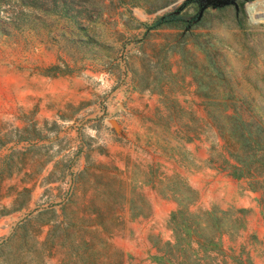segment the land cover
<instances>
[{
    "label": "rangeland",
    "instance_id": "obj_1",
    "mask_svg": "<svg viewBox=\"0 0 264 264\" xmlns=\"http://www.w3.org/2000/svg\"><path fill=\"white\" fill-rule=\"evenodd\" d=\"M88 1L95 7L74 18L43 13L19 31L0 27V76L32 78L34 99L32 125L20 133L1 123L0 145L46 141L28 157L4 158L0 220L27 212L0 223V264H162L183 228L171 219L179 209L214 212L203 220L214 235L230 232L226 264H264V176L257 185L225 171L218 131L223 100L264 120V0H205L190 30L152 28L189 0ZM12 3L4 0L0 24ZM195 12L193 3L183 9ZM42 77L49 108L56 79L70 80L63 123L40 125ZM73 142L86 147L81 171L76 153L61 157ZM25 165L31 173L20 185L13 175Z\"/></svg>",
    "mask_w": 264,
    "mask_h": 264
},
{
    "label": "trees",
    "instance_id": "obj_2",
    "mask_svg": "<svg viewBox=\"0 0 264 264\" xmlns=\"http://www.w3.org/2000/svg\"><path fill=\"white\" fill-rule=\"evenodd\" d=\"M176 1V0H175ZM205 0H189L184 3L183 9L190 3L197 7L195 14L183 13L182 11L168 12L160 16L153 24V29L164 25L190 30L199 25L206 13L207 3ZM4 0H0V10ZM88 0H13L10 16L7 21L0 24L3 32L19 31L31 26L35 20H41L43 13H50L59 17H71L83 15L89 12ZM88 3V4H87ZM86 4V5H85ZM136 5V4H133ZM157 7L154 11H159ZM73 13V14H72ZM71 14L73 16H71ZM224 124L219 128V134L224 141V154L222 155V166L236 179L253 180L261 185L264 176V120L263 116L241 112V104L238 100H223ZM260 189V186L257 188ZM214 216L213 211L191 213L189 210L179 209L172 213L171 219L181 218L182 230L174 242H167L165 250L158 260L168 264H226L231 256L224 249L222 243L224 236L229 234L223 231L214 235L210 224L204 223L203 218ZM213 219V218H212ZM214 224L221 223L222 218H214ZM222 226V227H223ZM180 252L182 262H175V253ZM161 252V251H160ZM215 252V253H214ZM213 253L216 256H213ZM195 257V260L192 258ZM220 258L222 260H220Z\"/></svg>",
    "mask_w": 264,
    "mask_h": 264
},
{
    "label": "crops",
    "instance_id": "obj_3",
    "mask_svg": "<svg viewBox=\"0 0 264 264\" xmlns=\"http://www.w3.org/2000/svg\"><path fill=\"white\" fill-rule=\"evenodd\" d=\"M74 80L77 81V79H73L72 81ZM40 81L42 87L41 96L44 97V101H42L41 103V111L38 115V117L40 118V125H45V121L53 119H55L57 123H63V106H59V103L61 102L62 105L64 104V95L67 93L66 91H68L70 80L66 78L56 79L55 84L60 86V88L56 89V108L48 107L50 101L53 100L52 97L49 99V78L42 77ZM31 82L32 78L28 80L26 77H24V75L21 74H9L8 76H0V124L8 121L9 128L14 132L21 133L23 129H26L32 125V121H30L31 119H27V116L32 112V107L34 104L33 91L30 87ZM51 85H53V82H51ZM60 137H63V133L60 134ZM45 142L46 141L44 140L33 141L27 138H15L14 141L9 143L8 145H0V176L5 173L3 162L7 161V158L10 159L17 153L19 155L28 157L33 146L36 143H38V145H44ZM63 150L64 149L61 150V157L65 155L64 153L71 155H74L76 153V157H74L73 160L74 169H76V171H81L85 168V154L83 151L86 150V147L83 144L79 142H73L69 148L65 149L64 151ZM7 155L10 156L7 157ZM58 159L59 158L56 157L54 161L50 162V165L56 163ZM30 173V168L28 167V165H25V167L19 173H14V181L16 180V178H18V183L21 185L22 179H26L30 175ZM23 186L26 187L27 184L24 183ZM31 186L32 184L28 185V187ZM31 206L32 202L29 203V208ZM26 212L27 205L15 211L9 217L2 218L0 220V223L7 224L13 221L12 219L15 220L20 218L21 216H24Z\"/></svg>",
    "mask_w": 264,
    "mask_h": 264
},
{
    "label": "water",
    "instance_id": "obj_4",
    "mask_svg": "<svg viewBox=\"0 0 264 264\" xmlns=\"http://www.w3.org/2000/svg\"><path fill=\"white\" fill-rule=\"evenodd\" d=\"M215 0H209V3L213 2ZM228 4H235V0H227Z\"/></svg>",
    "mask_w": 264,
    "mask_h": 264
}]
</instances>
